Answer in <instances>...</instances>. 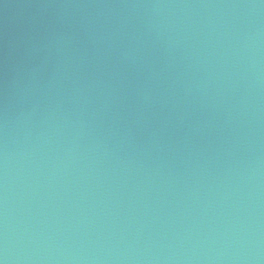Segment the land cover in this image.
I'll list each match as a JSON object with an SVG mask.
<instances>
[{"label":"water","instance_id":"95a60500","mask_svg":"<svg viewBox=\"0 0 264 264\" xmlns=\"http://www.w3.org/2000/svg\"><path fill=\"white\" fill-rule=\"evenodd\" d=\"M0 264H264V0H0Z\"/></svg>","mask_w":264,"mask_h":264}]
</instances>
